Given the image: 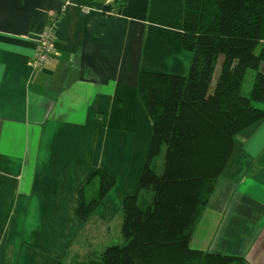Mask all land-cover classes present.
I'll use <instances>...</instances> for the list:
<instances>
[{
  "label": "crops",
  "instance_id": "crops-1",
  "mask_svg": "<svg viewBox=\"0 0 264 264\" xmlns=\"http://www.w3.org/2000/svg\"><path fill=\"white\" fill-rule=\"evenodd\" d=\"M184 14L185 0H0V264H88L120 244L153 137L139 74L187 73ZM53 17L57 55L35 68ZM98 170L115 186L82 223ZM192 246L264 264V121L237 138Z\"/></svg>",
  "mask_w": 264,
  "mask_h": 264
},
{
  "label": "trees",
  "instance_id": "trees-1",
  "mask_svg": "<svg viewBox=\"0 0 264 264\" xmlns=\"http://www.w3.org/2000/svg\"><path fill=\"white\" fill-rule=\"evenodd\" d=\"M183 31L182 48L191 55L185 75L139 74L151 149L136 193L122 206V242L88 264H247L192 243L237 138L264 121V0H185ZM249 71L254 83L244 96ZM115 182L103 170L91 175L87 185L97 189L90 197L89 188L80 192L82 223Z\"/></svg>",
  "mask_w": 264,
  "mask_h": 264
},
{
  "label": "built area",
  "instance_id": "built-area-1",
  "mask_svg": "<svg viewBox=\"0 0 264 264\" xmlns=\"http://www.w3.org/2000/svg\"><path fill=\"white\" fill-rule=\"evenodd\" d=\"M53 21L41 33L36 52L32 59V66L42 68L47 63L54 60L57 55L55 48V27L58 21L57 17L52 18Z\"/></svg>",
  "mask_w": 264,
  "mask_h": 264
},
{
  "label": "rangeland",
  "instance_id": "rangeland-1",
  "mask_svg": "<svg viewBox=\"0 0 264 264\" xmlns=\"http://www.w3.org/2000/svg\"><path fill=\"white\" fill-rule=\"evenodd\" d=\"M254 77H255V72L253 71H249V73L247 74V77H246V80H245V83H244V86H243V95L244 96H249L251 90H252V87H253V83H254ZM259 107H262V105H259ZM242 134V133H241ZM240 134V135H241ZM90 179V178H89ZM89 182V180L87 181ZM89 184L87 185V188H88ZM91 188V187H90ZM92 193V190H90L87 194V197H90ZM80 204V203H79ZM122 242V240L120 241V243ZM75 246V247H74ZM72 250H71V253L69 255L72 254V251L73 250H77L79 254H86L87 252V249L83 248L82 244H74Z\"/></svg>",
  "mask_w": 264,
  "mask_h": 264
}]
</instances>
